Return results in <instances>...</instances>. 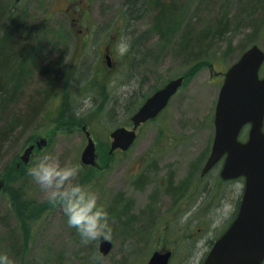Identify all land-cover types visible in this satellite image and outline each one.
I'll use <instances>...</instances> for the list:
<instances>
[{"label":"rangeland","instance_id":"obj_1","mask_svg":"<svg viewBox=\"0 0 264 264\" xmlns=\"http://www.w3.org/2000/svg\"><path fill=\"white\" fill-rule=\"evenodd\" d=\"M128 1L3 0L9 11L0 25L1 34L4 24L18 16L26 20L27 29L16 43L20 48L26 42L31 46L18 62L20 78L13 84L21 89L10 109L24 110L44 95L49 75H61L42 116L19 142L0 153V255L7 254L14 264H146L156 249L173 251L170 264H199L207 242L222 232L236 210L241 180L219 188L217 212L214 188L210 190L217 169L202 180L199 173L213 140L223 73L251 45L247 37L251 29L253 43L264 52V0L245 14L240 0H172L173 4L165 0L164 27L168 21L169 27L176 25L170 41V34L161 39L155 31L153 0H136L142 12L132 23L123 15ZM219 20L230 23L229 31L226 38L213 41ZM187 27L191 36L210 32L209 48L203 53H198L200 43L187 52L178 51L176 43ZM140 36L136 46L132 40ZM121 46L127 48L123 54ZM197 55L208 61L193 67L191 59ZM10 74H4L5 81ZM180 76H184L181 88L158 119L139 129L136 145L127 154L109 163L107 136L127 123L135 106L134 102L116 107V89H132L140 98ZM85 124L98 140L100 157L93 168L80 161L86 145ZM41 138L47 145L35 149L24 165L20 159L24 148ZM152 150L155 153L148 155ZM44 155H54L61 166H80L74 182L90 185L108 213L112 249L107 255L98 251L99 238L82 243L61 208L49 203L28 175ZM7 169L13 171L7 175ZM139 174H144L145 183L135 188L132 182ZM169 179L170 196L162 188ZM196 186L201 189L197 199L191 197ZM190 216L200 221L187 220ZM188 234L194 238H182Z\"/></svg>","mask_w":264,"mask_h":264},{"label":"water","instance_id":"obj_2","mask_svg":"<svg viewBox=\"0 0 264 264\" xmlns=\"http://www.w3.org/2000/svg\"><path fill=\"white\" fill-rule=\"evenodd\" d=\"M18 1V0H17ZM264 53L253 45L227 70L220 89L214 115V139L204 172L225 156L221 177H244L245 187L238 213L225 233L214 243L203 264H261L264 260V77L259 69ZM183 78L169 81L152 95L134 115V127L154 117L181 86ZM250 125L246 141L238 136L245 125ZM84 130V128H83ZM88 137L81 154L85 165L95 164V145ZM110 152L126 150L135 138L133 131L119 128L111 133ZM44 139L29 145L21 160L28 162L35 146L40 149ZM2 182H0V188ZM99 251L106 255L112 243L99 238ZM170 252H155L147 264H168Z\"/></svg>","mask_w":264,"mask_h":264},{"label":"trees","instance_id":"obj_3","mask_svg":"<svg viewBox=\"0 0 264 264\" xmlns=\"http://www.w3.org/2000/svg\"><path fill=\"white\" fill-rule=\"evenodd\" d=\"M170 3H172V0H170ZM257 3L263 5L262 0H240L238 2V4H240V9H243L242 12L244 14L246 13L247 8L254 10L257 7ZM137 5L138 4L136 0H129L127 2V10L126 12H123L127 23H132L134 20H136V15L142 12L140 6ZM153 6L156 10L155 20L153 19L154 24H156L157 26V28L155 27V31L161 39L170 34L169 37H167V41H170L171 33L173 32V28L176 27V25L171 24V26L169 27L170 22L168 21L167 26L164 27L163 16L165 15V9L168 8V5L165 0H153ZM8 11L9 8L7 10L3 4V0H0V25L4 23L3 21L5 20L4 18L7 15ZM236 17L234 16V18ZM129 18H131L130 22H128ZM224 21L221 22L219 20L221 25L220 28L217 29V32H215V36L211 38L213 41L226 38L230 23L228 21ZM6 25L7 23L4 24V33L1 34L2 32H0V153L4 150V148H6L7 145H12L19 142L22 136L29 131L33 123L38 118H40V116H42L45 102L47 101L50 92L53 91L61 77L58 72H54L53 74L49 75L47 81L50 83L46 91L44 93H41L44 95L40 99L29 102L25 106L26 108L24 110L20 108L17 110H11V105L13 103L15 104V101L18 99L17 96L20 93L19 90L21 89L18 83H16L15 85L13 84L15 79L17 80V78H20L21 70L19 68L20 64L18 62L21 61L22 58L27 56V54L25 55V53L29 52L31 46L30 42H26L25 46L20 48V43H16L17 39L22 36L23 31L27 29L25 19H20L18 16H16L12 21L9 22L7 26ZM189 27L185 29L186 32L183 34V36L180 37V41H177L176 43L178 51H181V53L187 52L191 47H193V45L200 43L201 46H199L198 48V53H203L205 49L209 48L208 46H206V41L209 39L208 36L210 35V32H199L195 36H191V29H189ZM129 32L131 33L132 31ZM249 33L250 34H248L247 36L249 38L248 40H250L249 42L252 41L253 43L255 41L253 40L254 30L251 29ZM44 35H47V33H45ZM140 38H142V36L133 38L132 41L136 46L139 45H137V42H140ZM15 43L16 46L14 45ZM18 54L21 55V57L17 59V62H14L13 59ZM191 60H193V67H196L197 65L204 64L206 61H208V58L197 55L196 58L194 57ZM6 72H11V79H9V81H5L4 74H6ZM12 171V169H7V175Z\"/></svg>","mask_w":264,"mask_h":264},{"label":"clouds","instance_id":"obj_4","mask_svg":"<svg viewBox=\"0 0 264 264\" xmlns=\"http://www.w3.org/2000/svg\"><path fill=\"white\" fill-rule=\"evenodd\" d=\"M123 54L127 48L120 47ZM81 169L78 165L61 166L54 155H44L28 169V175L47 195L49 203L58 205L67 218V225L75 228L82 243L103 237L112 238L108 213L98 204L90 185L74 182ZM0 264H14L7 254L0 255Z\"/></svg>","mask_w":264,"mask_h":264},{"label":"flooded vegetation","instance_id":"obj_5","mask_svg":"<svg viewBox=\"0 0 264 264\" xmlns=\"http://www.w3.org/2000/svg\"><path fill=\"white\" fill-rule=\"evenodd\" d=\"M117 90V94L114 96V98H113V102L115 103V106L116 107H119V108H122V107H124L125 105H127V107L129 106H131V105H133V103H134V109H133V111L138 107V106H140L143 102H145V100L148 98V97H150L151 95H153L154 93H155V91L156 90H152L151 92H149V93H145L144 95H140V98H138V95H136V94H134V91H132V89L131 90H127V89H116ZM146 92H148V90L146 91ZM173 98V97H172ZM172 98H171V100H172ZM109 100V99H108ZM170 100V101H171ZM122 106V107H121ZM125 108V107H124ZM166 109V108H165ZM164 109V110H165ZM163 111V110H162ZM161 111V112H162ZM161 112L160 113H158V115L154 118V119H151V120H149V121H146V122H144V123H142V124H140L137 128H136V138H135V140H134V142H133V144L131 145V147H130V149L129 150H131V148H133L135 145H136V141H137V139L139 138V129L140 128H142L145 124H147V123H150V122H155L157 119H158V117H159V115L161 114ZM131 113V112H130ZM131 117H132V115L130 116V120H131ZM132 125H133V123H132V121L130 122V123H127V124H122L121 126H119V127H125V128H127V129H131L132 128ZM97 139H95V142L97 143ZM107 142L108 143H110L111 142V139H110V137L108 136L107 137ZM98 144V143H97ZM128 153V152H127ZM127 153H125V152H122L121 150H119V149H117V150H115L113 153H111V154H109L108 153V156H107V159H108V162L110 163V162H113L114 160H116V157H120V156H124L125 154H127ZM152 153H155V151L154 150H152L150 153H148V155L149 154H152ZM97 157H99V154L97 153ZM208 157V156H207ZM207 157H206V159H207ZM206 159L204 160V161H206ZM221 164L220 163H218L216 166H214L211 170H209L207 173H205V174H203L202 172H203V166H204V163H203V165H202V167H201V169H200V173H199V180H202V179H204V178H206L207 177V175L209 174V173H211L212 171H214L215 169H217L216 170V172H217V174H216V177L214 178V180L212 181V183L214 184V185H212L211 187H210V190L212 189V188H214V193H213V197H214V199H213V204H219V201H218V203H215L217 200H219V188L220 187H223V184H229V186H230V184H232L233 182H235L234 180H223V179H221L220 178V171H221V166H220ZM152 172V171H151ZM153 173V172H152ZM137 179H135L132 183H134L135 184V188H141L142 186H144V183H145V177H144V174H139V175H137ZM239 180V179H238ZM195 182H196V180H195ZM201 182V181H200ZM242 182V185H243V181H241ZM165 184L164 185H162V188H164V191H166V193L169 195L170 194V190H169V187H170V184H171V181H170V179H169V181H167V180H165V182H164ZM206 183V182H205ZM205 185H207V184H205ZM137 186V187H136ZM188 186V185H187ZM227 189H228V187H227ZM241 191H243V186H242V190ZM223 193V192H222ZM242 193V192H241ZM191 194V193H190ZM170 196V195H169ZM201 196V189L200 188H198V186H196L195 187V189H194V192L191 194V197L193 198H195V199H197L198 197H200ZM191 198V199H192ZM241 198V197H240ZM240 201V200H239ZM239 203V202H238ZM238 205V204H237ZM216 209H217V212H218V206L216 205ZM176 213H178V209H176ZM182 213H184V212H182ZM233 214H234V211H233ZM190 219H192V221L193 222H195V223H198L199 221H200V218L199 217H194V216H190V217H188L187 218V220H190ZM174 221H175V219H174ZM182 238H184V239H193L194 238V236H193V234H188L187 236L186 235H183V237ZM182 238L181 237H177L175 240H182ZM214 240H215V238L213 237V238H211L208 242H207V244H206V246L204 247L205 248V250H204V252H203V254H202V256H205L207 253H208V251H209V249L211 248V246L213 245V243H214ZM156 250H164V249H156ZM197 249H194V247H193V252H195ZM155 251V250H154ZM172 251V250H171ZM173 252V251H172ZM173 254V253H172ZM202 262H200L199 264H201Z\"/></svg>","mask_w":264,"mask_h":264},{"label":"bare ground","instance_id":"obj_6","mask_svg":"<svg viewBox=\"0 0 264 264\" xmlns=\"http://www.w3.org/2000/svg\"><path fill=\"white\" fill-rule=\"evenodd\" d=\"M15 2H16V0H15ZM106 96H107V94H105Z\"/></svg>","mask_w":264,"mask_h":264}]
</instances>
